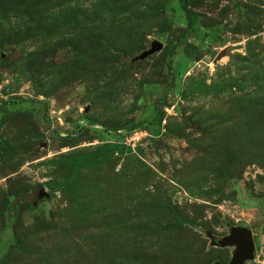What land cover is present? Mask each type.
I'll return each mask as SVG.
<instances>
[{
    "label": "rangeland",
    "instance_id": "rangeland-1",
    "mask_svg": "<svg viewBox=\"0 0 264 264\" xmlns=\"http://www.w3.org/2000/svg\"><path fill=\"white\" fill-rule=\"evenodd\" d=\"M189 7L0 0V264H264V0Z\"/></svg>",
    "mask_w": 264,
    "mask_h": 264
},
{
    "label": "water",
    "instance_id": "water-1",
    "mask_svg": "<svg viewBox=\"0 0 264 264\" xmlns=\"http://www.w3.org/2000/svg\"><path fill=\"white\" fill-rule=\"evenodd\" d=\"M164 45L161 42L154 41L150 44L149 49L139 53L135 58H125L124 61L128 64H135L137 62L145 61L162 51ZM231 56V50L225 52L223 56ZM46 191L44 188H39L33 194V202L37 203L46 197ZM212 245L220 248H234L235 252L232 261L229 264H246L247 261L254 260L255 258V241L253 232L244 227H235L230 230V235L219 239L213 235H209ZM222 264V263H216Z\"/></svg>",
    "mask_w": 264,
    "mask_h": 264
},
{
    "label": "trees",
    "instance_id": "trees-1",
    "mask_svg": "<svg viewBox=\"0 0 264 264\" xmlns=\"http://www.w3.org/2000/svg\"><path fill=\"white\" fill-rule=\"evenodd\" d=\"M192 1H194V0H179L180 6L182 7L183 11L186 14L187 22H188V27H189L190 30L194 29L195 26H196V23H197V16H196V14L189 7V4ZM171 26H172V21H167L165 23V25L163 26L162 31L163 32H167L170 29ZM175 49H176V46H174V50ZM195 51H197V48L193 44H188L186 46V48H185V53L190 58L193 57ZM161 122H162V118H160V122L158 124V128H156L155 130H153L154 131L153 133L155 135L159 134V132H160ZM136 129H139V127L138 128H131V129H128L127 131L128 132H133ZM106 145H107V147H105V149L111 148V150L113 151V153H116L117 151L123 153L124 151L127 150V148L125 146H123L121 143L119 144L117 142H110L109 144H106ZM106 156H109V155L106 154ZM83 167H84V164H83V162H82L81 159L73 162V164H72V172H73V174L75 176H78L79 170L81 168H83Z\"/></svg>",
    "mask_w": 264,
    "mask_h": 264
},
{
    "label": "built area",
    "instance_id": "built-area-1",
    "mask_svg": "<svg viewBox=\"0 0 264 264\" xmlns=\"http://www.w3.org/2000/svg\"><path fill=\"white\" fill-rule=\"evenodd\" d=\"M142 130H135L133 132H127L125 134H121L122 132H120V135H123L124 137V141L123 143L121 142H117V143H121L123 146H125L127 149H134L137 150L139 148L140 142L142 139H144L143 137L147 136V132L144 131V133L146 134V136H141L140 134L142 133Z\"/></svg>",
    "mask_w": 264,
    "mask_h": 264
},
{
    "label": "flooded vegetation",
    "instance_id": "flooded-vegetation-1",
    "mask_svg": "<svg viewBox=\"0 0 264 264\" xmlns=\"http://www.w3.org/2000/svg\"><path fill=\"white\" fill-rule=\"evenodd\" d=\"M255 241V240H254ZM255 246H256V244H255Z\"/></svg>",
    "mask_w": 264,
    "mask_h": 264
}]
</instances>
